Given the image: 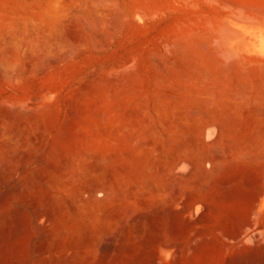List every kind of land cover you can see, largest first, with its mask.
<instances>
[{
  "label": "rangeland",
  "instance_id": "374dc122",
  "mask_svg": "<svg viewBox=\"0 0 264 264\" xmlns=\"http://www.w3.org/2000/svg\"><path fill=\"white\" fill-rule=\"evenodd\" d=\"M28 1L0 0V264H264V0H95L102 18L68 0L62 44L17 59L1 40ZM206 81L247 99L215 145L195 134L223 155L203 179L166 157ZM100 162L119 183L89 200ZM163 166L184 187L133 194Z\"/></svg>",
  "mask_w": 264,
  "mask_h": 264
},
{
  "label": "bare ground",
  "instance_id": "6f19581e",
  "mask_svg": "<svg viewBox=\"0 0 264 264\" xmlns=\"http://www.w3.org/2000/svg\"><path fill=\"white\" fill-rule=\"evenodd\" d=\"M67 1L68 0H59L58 2L56 0H29L28 4L25 5V7L10 11L9 21L11 22L8 24L7 33L4 35V37L1 40L2 45L3 46L8 45V44L13 45L14 50H16L17 52L16 53L17 59H19L22 55H25L29 51L36 50L40 47L46 50H50V51L56 50L58 46L62 44L59 34L62 28V18H63V15H65V8H66L65 3ZM78 1L80 3V12L82 11L86 15H90V16L97 17V18H102L106 16V12L104 11V9L100 8V6L95 2V0H92V4L90 5L86 4L88 0L86 1L78 0ZM102 2L103 1H101V3ZM240 34H241V31H240ZM224 45H226V43ZM227 45H229L228 42H227ZM230 53H232V49ZM232 54H235V53H232ZM9 56H11L9 53H7L6 55L5 54L3 55V58H2L3 66L2 67L9 66L8 65ZM215 83L206 81L205 83L203 82V84L199 86L197 89H194V92H192L193 98L191 100L193 104V107H192L193 110H191L190 113H183V114L176 116L175 128H176V134L179 138V141L176 144L175 151L174 153L171 152L172 154L170 153L169 155L170 157L167 156L166 157L167 159L163 158V159H166V163L168 162L167 166H171V167H176L178 165L189 167L190 165H192L194 172L198 174V176H202L203 179L205 176L208 177L207 175H209V174L205 175V166H204L205 163L208 162L210 164H217L218 162L223 160L222 158L223 155L222 153H220L221 151H216L215 149L213 150V147H212V150H213L212 152L200 151L196 144V141H194L195 134L199 133L202 136H204L207 144H211L212 146L215 145V141H207L206 137L211 136L212 133H217L218 131H220V129H222L221 128L222 126L221 124L218 123V121L216 120V117L222 116V115L226 117L228 114H231L232 112L241 108L240 106L244 103L245 99H247V93L244 90V88L247 89V87H245L244 84H243L244 88L243 87L242 88L241 87L240 88L238 87L237 88H233V87L225 88V87H220ZM258 100L260 99L258 98ZM198 113H200L202 117L201 116L197 117ZM199 119L201 120L204 119V121L198 125L196 123L199 122ZM190 123L195 124L194 128L196 130L190 129L189 127ZM258 125L259 124H257L256 126L258 127ZM254 136L257 137L255 133H254ZM229 143H231V141H229ZM229 143H226V144H229ZM191 151L197 154V157H198L197 159H192L191 157H188L186 155V153L188 154V152H191ZM101 163L102 162H100V164L97 163V165L94 166L95 167L94 168V179L92 180V184L89 185V187L87 186V189H86V192L90 196L89 200L95 197V193L98 190H103L110 194L112 189L115 187L116 183L117 185L119 183V180L117 182L116 176H112V177L105 176V168L103 165H101ZM164 167L165 166H163L160 175L159 174L157 175L158 177L156 176L153 179L148 178L142 184L136 185L135 188L132 189L133 194L136 195L137 192H139L138 194H141V193H145V191L155 192L161 195L162 197H166L165 200H167L171 196V193L175 192L177 188L178 189L180 188L178 186H180L183 182H185V180H188V178L184 179L183 176H181L182 174H180V177L175 176V178L173 179L171 178L174 177V175L172 177L169 175V177H171L170 179L172 180L171 184H169L165 180V177L163 178V173L165 172V169H166ZM172 172H174V170ZM194 172L190 174H193ZM172 185H178V186L177 188H175L176 186L173 187ZM184 185L185 184L183 183V187ZM191 185H195V184H191ZM196 185H199V184H196ZM146 193L149 195L148 192ZM130 194H131V191H130ZM177 194L179 193L176 192L174 193L173 196ZM86 200L87 201L85 200L84 201L89 202L88 198H86ZM90 209L91 210L89 214H90V217L93 218L94 221L101 223V221L103 222L107 220L106 213H105L103 206L98 205L97 207H94V208L91 207Z\"/></svg>",
  "mask_w": 264,
  "mask_h": 264
}]
</instances>
